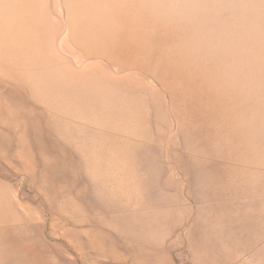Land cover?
<instances>
[{
  "label": "rangeland",
  "instance_id": "374dc122",
  "mask_svg": "<svg viewBox=\"0 0 264 264\" xmlns=\"http://www.w3.org/2000/svg\"><path fill=\"white\" fill-rule=\"evenodd\" d=\"M0 264H264V0H0Z\"/></svg>",
  "mask_w": 264,
  "mask_h": 264
}]
</instances>
